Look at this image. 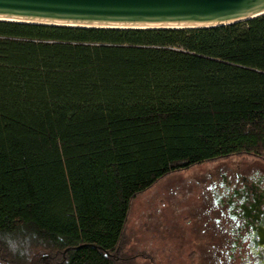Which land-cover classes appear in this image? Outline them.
Here are the masks:
<instances>
[{"label": "trees", "instance_id": "16d2710c", "mask_svg": "<svg viewBox=\"0 0 264 264\" xmlns=\"http://www.w3.org/2000/svg\"><path fill=\"white\" fill-rule=\"evenodd\" d=\"M238 155L264 160V15L193 29L0 21V264H117L136 196Z\"/></svg>", "mask_w": 264, "mask_h": 264}, {"label": "water", "instance_id": "95a60500", "mask_svg": "<svg viewBox=\"0 0 264 264\" xmlns=\"http://www.w3.org/2000/svg\"><path fill=\"white\" fill-rule=\"evenodd\" d=\"M261 15L264 0H0V21L70 27L209 28Z\"/></svg>", "mask_w": 264, "mask_h": 264}, {"label": "rangeland", "instance_id": "374dc122", "mask_svg": "<svg viewBox=\"0 0 264 264\" xmlns=\"http://www.w3.org/2000/svg\"><path fill=\"white\" fill-rule=\"evenodd\" d=\"M251 161L238 155L172 173L134 198L123 242V259L117 264H198L194 241L200 240V194L196 180L216 167ZM199 233V239H198ZM198 239V240H197Z\"/></svg>", "mask_w": 264, "mask_h": 264}, {"label": "flooded vegetation", "instance_id": "af4514ba", "mask_svg": "<svg viewBox=\"0 0 264 264\" xmlns=\"http://www.w3.org/2000/svg\"><path fill=\"white\" fill-rule=\"evenodd\" d=\"M196 182L203 221L194 241L198 264H264V164H225Z\"/></svg>", "mask_w": 264, "mask_h": 264}]
</instances>
